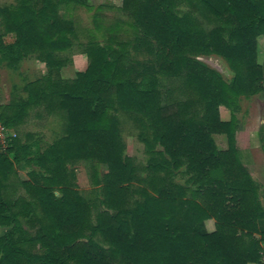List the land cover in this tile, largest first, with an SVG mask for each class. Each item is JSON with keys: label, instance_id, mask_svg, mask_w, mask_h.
Masks as SVG:
<instances>
[{"label": "trees", "instance_id": "trees-1", "mask_svg": "<svg viewBox=\"0 0 264 264\" xmlns=\"http://www.w3.org/2000/svg\"><path fill=\"white\" fill-rule=\"evenodd\" d=\"M16 2L0 7V65L33 59L46 74L23 87L25 99L0 106V123L17 132L0 151V227L7 228L0 264L258 262L264 187L241 162L233 113L241 97L255 96L264 108V58L257 60L264 0H122L117 11L125 19L107 28L103 42L102 8L86 0ZM77 7L92 14V30L74 25ZM74 48L87 66L63 79ZM200 55L222 58L231 82ZM48 116L60 126L51 142L20 136L28 118ZM126 123L143 144L144 163L125 153ZM260 131L264 155V124ZM213 135L225 136V150ZM21 163L39 171L22 178ZM81 165L88 197L76 182ZM21 218L37 227L33 236Z\"/></svg>", "mask_w": 264, "mask_h": 264}, {"label": "rangeland", "instance_id": "rangeland-1", "mask_svg": "<svg viewBox=\"0 0 264 264\" xmlns=\"http://www.w3.org/2000/svg\"><path fill=\"white\" fill-rule=\"evenodd\" d=\"M122 0H86V4L93 8L100 7L101 10L97 11L100 22H101V33L98 36L100 42H103L106 38L107 28L116 22H120L125 19L124 16L118 13L117 9L121 7ZM4 5L16 6V0H0V7ZM92 14L89 13L83 7H77L71 13L74 25L80 30H92L94 28V23L92 21ZM99 32H97L98 34ZM125 39V35H121L120 38ZM13 39L12 35L6 37V42H11ZM79 40L85 42L87 39L84 35L80 34ZM71 63L66 67L70 69L69 73H66L67 77H71L73 74L79 71H83L87 66V59L84 54L78 48H74L73 52L69 54ZM76 57H81L76 59ZM83 57V58H82ZM264 58V37L258 39V53L257 60L261 64ZM85 59V61H83ZM196 59L219 73L222 80L229 84L233 78V73L229 69L226 62L214 55H200ZM65 68V67H64ZM46 67L43 63L35 61L33 59H25L21 61L16 68L11 69L7 65H0V106L9 103L12 96L15 98L25 99L26 95L23 92V87L40 78L45 71ZM75 76L73 75L71 79ZM64 79V78H63ZM237 110L233 113L234 117L240 122L241 130L237 131L235 134V146L240 153V159L242 164L248 170L252 180L256 183L259 188L264 187V155L261 149V135L260 131L264 124V108L263 103L257 97H251L245 99L241 97L238 101ZM220 119L228 121L230 114L224 108L219 109ZM122 137L126 145L125 153L140 163L145 162V155L143 144L137 139V131L129 126V123L123 125ZM0 127H3L1 139L6 137V143L0 144V151L5 150L11 146L12 140L16 137L17 132L13 129L4 127L0 123ZM60 126L57 120L53 117H43L41 119L28 118L25 125L19 127V134L23 136L25 133H33L36 136H42L43 143L51 142L55 137L59 135ZM215 145L220 150H225L227 148V140L223 135H213L212 136ZM24 139L22 138V141ZM38 150L31 148L30 152L32 155H36ZM11 158V155H9ZM16 171L22 178H25V174L29 171H39L37 167L28 166L26 167L24 163L15 165ZM104 168L101 167V173L104 172ZM77 185L79 192L84 196L88 197L89 192L92 189L89 175L84 166H79L76 169ZM261 205L264 208V200L260 199ZM40 216L41 213L37 212ZM23 227L27 231L28 235L33 236L37 227H30L26 220L20 219ZM205 230L207 232L214 231V222L212 220L205 222ZM7 230V228L0 227V236ZM264 248V243L261 244ZM250 264V263H249Z\"/></svg>", "mask_w": 264, "mask_h": 264}, {"label": "built area", "instance_id": "built-area-1", "mask_svg": "<svg viewBox=\"0 0 264 264\" xmlns=\"http://www.w3.org/2000/svg\"><path fill=\"white\" fill-rule=\"evenodd\" d=\"M2 131H4V130H3V127H0V144H2V143H6V137H5V138L3 137V138L1 139ZM251 264H264V248L262 249V252H261V254H260V259H259V261H258V262H255V263H251Z\"/></svg>", "mask_w": 264, "mask_h": 264}, {"label": "crops", "instance_id": "crops-1", "mask_svg": "<svg viewBox=\"0 0 264 264\" xmlns=\"http://www.w3.org/2000/svg\"><path fill=\"white\" fill-rule=\"evenodd\" d=\"M80 58H81V57H76V59L81 60ZM82 58H83V57H82ZM83 61H85V59H84ZM85 63H86V61H85ZM69 72H70V69H69V68H67V67L63 68V69L61 70V76H62V78H64V79H71L73 75L75 76V74H73L71 77H67V76H66V73H69ZM45 74H46V69H45L44 74H43L42 76H44Z\"/></svg>", "mask_w": 264, "mask_h": 264}]
</instances>
